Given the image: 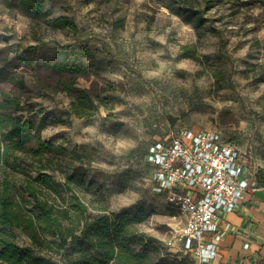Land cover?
Returning a JSON list of instances; mask_svg holds the SVG:
<instances>
[{
	"label": "rangeland",
	"instance_id": "obj_1",
	"mask_svg": "<svg viewBox=\"0 0 264 264\" xmlns=\"http://www.w3.org/2000/svg\"><path fill=\"white\" fill-rule=\"evenodd\" d=\"M43 1L47 20L66 16L76 29H53L0 2V60L7 59L0 68L10 73L0 89L18 97L33 132L61 153L14 151L0 166V181L9 182L24 216L34 213L30 188L60 208H69L75 194L91 214L143 211L147 219L138 228L160 243L166 264H196L191 253L167 245L184 218L155 193L147 149L170 131L216 130L264 182V0H213L205 14L211 22L199 31L172 14L167 0ZM183 46L195 59L183 56ZM59 61L88 69L79 87L94 83L102 91L112 82L116 91L77 116L71 99L53 87L58 77L39 69ZM81 145L92 161L71 156ZM39 167L62 187L82 167L84 186L56 196L34 182ZM11 233L32 248L19 229Z\"/></svg>",
	"mask_w": 264,
	"mask_h": 264
},
{
	"label": "trees",
	"instance_id": "obj_2",
	"mask_svg": "<svg viewBox=\"0 0 264 264\" xmlns=\"http://www.w3.org/2000/svg\"><path fill=\"white\" fill-rule=\"evenodd\" d=\"M212 1L167 0L165 6L172 14L192 23L199 31L205 24L211 22L205 14L213 8ZM0 2L8 8H17L30 19H44L53 29H76L75 24L66 16L47 20L48 13L44 9L43 0H20L17 5L9 0ZM182 53L184 57L195 59L193 51L186 46L182 47ZM0 63L6 65L7 59H1ZM39 69L58 77L53 87L71 99V110L79 117L90 114L88 113L90 109H98L104 100H110L111 94L116 91L117 85L112 82H106V87L102 91L98 90L94 83L88 88L79 87L77 79H88L90 74L85 66L78 63L59 61L44 64ZM9 75L6 68H0V83L6 81ZM104 94L109 97H104ZM33 127V123L25 118L18 97L0 89V166L9 164L14 151L34 150L37 156L61 153L59 147L42 141L33 132ZM30 143H33V147H29ZM154 143L148 147L147 156L149 148ZM69 153L79 161L83 159L87 163L94 158L90 148L85 145L74 148ZM44 170V167L37 169L34 182L41 189L56 196L61 197L66 188L74 190L71 185L78 189L84 186L86 175L82 167L67 175L63 187ZM255 179L264 185L259 173H256ZM28 194L32 198L28 203L32 202L34 213L31 216H24L17 209L18 205L14 201V193L9 182L0 181V264L168 263L166 258L161 257L163 253L160 243L138 228V225L147 219L143 211L134 214L129 212L91 214L86 203L75 194L69 208H60L48 203L47 200L38 197L33 188H30ZM13 229H19L27 236L32 248L20 246L12 236Z\"/></svg>",
	"mask_w": 264,
	"mask_h": 264
},
{
	"label": "built area",
	"instance_id": "obj_3",
	"mask_svg": "<svg viewBox=\"0 0 264 264\" xmlns=\"http://www.w3.org/2000/svg\"><path fill=\"white\" fill-rule=\"evenodd\" d=\"M154 191L184 218L167 245L191 253L200 264L215 255L220 213L231 212L256 187V171L218 131H170L150 148Z\"/></svg>",
	"mask_w": 264,
	"mask_h": 264
},
{
	"label": "crops",
	"instance_id": "obj_4",
	"mask_svg": "<svg viewBox=\"0 0 264 264\" xmlns=\"http://www.w3.org/2000/svg\"><path fill=\"white\" fill-rule=\"evenodd\" d=\"M255 183L233 211L220 213L221 238L213 259L204 264H264V185Z\"/></svg>",
	"mask_w": 264,
	"mask_h": 264
}]
</instances>
